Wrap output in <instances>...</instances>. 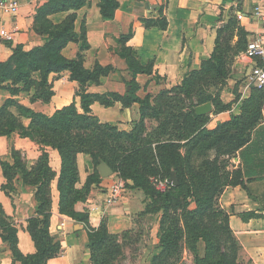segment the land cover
Instances as JSON below:
<instances>
[{
	"label": "trees",
	"instance_id": "trees-1",
	"mask_svg": "<svg viewBox=\"0 0 264 264\" xmlns=\"http://www.w3.org/2000/svg\"><path fill=\"white\" fill-rule=\"evenodd\" d=\"M87 2L48 0L37 15V30L47 34L45 44L31 49L19 44L13 48V54L8 60L0 61V89L11 95L3 102L0 101V135L9 136L17 132L43 148L52 147L59 151L62 160L58 180L60 212L77 221L88 225V214L76 211L75 204L87 198L93 184L101 182L98 167L102 163L108 164L126 181H132L133 188L142 190L151 196V200L153 198L159 202L158 209L163 211L160 252L154 256L152 264H172L173 260L178 261L185 234L192 241L191 250L197 264H254L251 260L247 263L239 261L241 245L230 227L231 213L220 205L218 197L227 186H241L250 194L247 181L256 179L263 170L264 159L250 156L243 148L250 142L253 130L264 119V87L253 86L250 97L244 100L236 90L234 101L242 100V113L232 115L229 121L220 123L214 129L207 126L208 115H198L196 112L198 105L207 102H212L217 111L232 107V102H223L219 90L227 84L234 56L247 49L245 34L240 30V39L233 46L234 26L220 29L216 49L203 62L201 69L187 74L180 85L161 92L154 99L155 104L151 102V96L143 99L137 94L140 87L135 79L126 80L128 90L125 95L115 92L91 93L87 91V86L99 83L103 76L115 68L96 63L93 69H87L83 54L75 59L63 55V49L71 41H82L83 48L89 47L85 27L81 35L75 31L76 12L69 14L60 24H53L48 18L58 12L76 11ZM100 8L103 17L114 18L119 1L100 0ZM143 22L146 27L165 29L168 25L166 17L144 19ZM130 37L122 36L120 41L127 42ZM121 56L127 60L134 78L139 73L152 74L154 71V63L142 64L131 46H125ZM63 71H69L70 79L79 83L77 95L81 97L83 112L78 110L75 103H71L47 115L16 99L21 92L35 90L31 97L33 102H49L55 94L50 75ZM36 73L40 74V79L35 77ZM213 86L217 88V93L208 94L205 90ZM95 101L105 106H113L115 102L121 101L126 107L140 103L141 121L130 132L102 123L92 113L91 106ZM24 119L30 120L29 125H25ZM147 120L158 123L149 133ZM240 150L245 159L244 170L238 167L230 171L225 159ZM211 151L216 152L213 158L208 157ZM79 153L89 154L95 165V172L87 178L83 188L77 187L80 179ZM12 156L13 164L1 161L7 179L3 188L7 193L13 190V181L18 173L25 184L37 187V215L29 220L28 225L37 252L24 255L19 250L18 229L0 202L1 236L11 244L15 258L23 264H47L49 259L59 256L62 251L61 243L55 240L50 231L52 182L57 175L45 149L31 168L19 150L14 148ZM198 158L201 161L195 163ZM187 169L191 176L186 172ZM173 172L179 184L175 186L167 183L165 190H157L152 178L160 175L169 179ZM191 199L196 204L194 209H189ZM179 210H185L184 225L177 216ZM239 215L244 221L263 217L256 211ZM200 238L206 242V255L203 258L199 256L196 247ZM117 239L118 236L109 231L106 221L97 229L89 227L91 264H112L122 253V246Z\"/></svg>",
	"mask_w": 264,
	"mask_h": 264
},
{
	"label": "crops",
	"instance_id": "crops-1",
	"mask_svg": "<svg viewBox=\"0 0 264 264\" xmlns=\"http://www.w3.org/2000/svg\"><path fill=\"white\" fill-rule=\"evenodd\" d=\"M118 1L119 8L114 18L102 16L100 0H88L85 6L76 11L58 12L48 16L53 24H60L69 14L76 12L75 31L81 35L85 27L89 47L83 48L82 41H71L62 51L66 58L75 59L79 54H83L87 69H93L96 63L103 66L112 65L115 68L114 71L103 76L99 83H90L87 86V91L91 93L115 92L125 95L128 90L126 80L135 79L140 87L137 94L143 99L151 96V102L155 104L154 99L161 92L180 85L187 74L201 69L203 62L208 60L216 49L220 29L229 25L234 26L231 44L235 46L240 39V30L245 34V40L249 42L261 28L260 22L252 13L255 0ZM18 2L20 8L17 14L7 13L0 8V21L8 30L15 32L12 41L0 40V61L8 60L13 54V48L19 44L31 49L44 45L47 40V34L37 30L39 25L37 15L38 10L48 0H18ZM162 17H166L168 21L165 29L158 26L146 27L143 22L144 19ZM128 35L131 37L127 42L120 41L122 36ZM125 46L133 48L142 64L153 62V73H139L134 78L127 60L121 56V50ZM233 60L227 84L219 90L223 102H232V107L217 111L216 106L209 102L212 104V109L205 114L209 116L207 123L209 129L229 121L232 115L241 114L242 100L250 97L252 87L255 85L251 80V69L258 60L249 58L246 49L236 54ZM35 77L40 79V74L36 73ZM49 80L53 83L55 93L49 102L42 100L33 102L31 97L35 90L21 92L16 99L35 111L47 115H52L71 103H75L78 110L83 112L81 97L77 95L79 83L70 79L69 71L52 73ZM236 90L242 97L238 102L234 101ZM2 97L5 100L11 95L8 91L0 89V99ZM91 108L92 113L102 123L115 125L122 131H132L142 117L140 103L126 107L121 101L115 102L113 106H105L95 101ZM149 121L156 122L147 120V124ZM24 123L29 125L30 120L24 119ZM14 148L22 153L29 168L37 163L45 149L49 153L50 164L57 175L52 182L50 231L55 240L61 243L62 251L59 256L49 259L47 264H91L89 227L97 229L103 221L107 222L109 231L116 235L133 229L134 219L128 214V210L131 211L133 198L138 191H141L140 189L132 187V191L123 193L118 203L108 205L107 186L110 178L103 177L100 173L101 182L93 184L87 198L75 204L76 211L88 214L87 225L60 212L58 180L62 160L59 151L52 147L43 148L28 137H21L17 132L9 136L0 135V202L6 215L18 229V248L24 255L37 252L28 225L29 220L37 215L39 202L36 198L37 187L25 184L20 173L13 181V190L7 193L3 188L7 179L1 161L13 164ZM243 149H246L250 156L264 159V119L253 130L250 142ZM210 153L215 157V151ZM227 159L232 162L233 169L240 167L244 170L245 159L241 150L232 156L231 160L229 157ZM78 166L80 179L77 187L83 188L87 178L95 172V165L89 154L79 153ZM256 169L259 171L258 167ZM257 176L250 182L246 178L250 194L241 186H228L220 197V204L231 213L230 227L241 245L239 257L242 260H251L254 264H264V166ZM132 184V181H128V185L132 186ZM249 211H256L263 217L244 221L239 214ZM1 232L0 264H23L15 258L11 244L3 239Z\"/></svg>",
	"mask_w": 264,
	"mask_h": 264
},
{
	"label": "rangeland",
	"instance_id": "rangeland-1",
	"mask_svg": "<svg viewBox=\"0 0 264 264\" xmlns=\"http://www.w3.org/2000/svg\"><path fill=\"white\" fill-rule=\"evenodd\" d=\"M234 60H232L233 62ZM231 62V64H232ZM231 67V65H230ZM253 86H257L256 84ZM205 91L208 94H216L217 88L211 87L210 89H206ZM236 97V94H235ZM4 97L0 99L3 102ZM197 100V99H196ZM264 114V111H263ZM158 124L154 121H149L148 126V133L149 131L152 132L153 127ZM208 157L213 158V155L209 152ZM226 162L228 169L233 171L232 162L229 161L226 157ZM231 160V158H230ZM201 161L200 158L196 160L195 163H199ZM186 172L190 175L189 170L187 169ZM191 176V175H190ZM153 178H157L161 181H168L163 177L155 176ZM152 178V180H153ZM154 184V183H153ZM228 187V186H227ZM155 188L159 191L161 189ZM132 186L128 185V181H126V188L124 190V194L128 191H132ZM226 189V188H225ZM223 192L219 195L218 200L220 203V197L224 193ZM135 190V189H134ZM133 207H131V211L128 210V214L134 219L133 229L128 230L122 234L117 235L121 246H122V253L120 256L116 257L112 264H152L153 258L156 254L160 252L159 249V242H160V234H161V220L163 217V211H159V202H155V200L151 196L145 194L142 190L135 194V198H133ZM189 209H194L196 204L193 199L189 201ZM221 205V204H220ZM159 211V212H158ZM177 216L181 220V224L184 225L185 219V210H179L177 212ZM192 241L187 238L185 234L181 241V257L178 261L173 260L172 264H197L194 252L191 250ZM197 249L199 250V256L205 257L206 255V242L204 239L200 238L196 244ZM174 259V258H173ZM241 263H247L248 261L245 259H239Z\"/></svg>",
	"mask_w": 264,
	"mask_h": 264
},
{
	"label": "built area",
	"instance_id": "built-area-1",
	"mask_svg": "<svg viewBox=\"0 0 264 264\" xmlns=\"http://www.w3.org/2000/svg\"><path fill=\"white\" fill-rule=\"evenodd\" d=\"M0 8L10 14H17L20 8L18 0H0ZM253 16L260 22V30L248 42L246 55L249 58L257 59L258 63L252 66L251 80L262 88L264 87V0H255L253 7ZM14 31L6 28L5 24L0 21V40L12 41L14 39ZM107 186V204L113 205L118 203L123 196L126 188V180L118 173H114L110 177ZM155 186L161 190H165L168 181L164 182L157 178H153Z\"/></svg>",
	"mask_w": 264,
	"mask_h": 264
},
{
	"label": "water",
	"instance_id": "water-1",
	"mask_svg": "<svg viewBox=\"0 0 264 264\" xmlns=\"http://www.w3.org/2000/svg\"><path fill=\"white\" fill-rule=\"evenodd\" d=\"M256 64L257 62H255L254 65ZM211 109H212V104L208 102V103H205V104H202L196 107V112L198 115H205L209 113ZM99 170L103 177H110L114 173V170L106 163H102L99 166ZM168 182L175 186L179 184L178 178L176 177L174 172L171 174L170 178L168 179Z\"/></svg>",
	"mask_w": 264,
	"mask_h": 264
}]
</instances>
